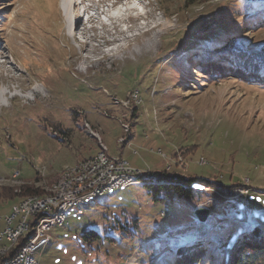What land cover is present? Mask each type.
Masks as SVG:
<instances>
[{"label": "rangeland", "instance_id": "obj_1", "mask_svg": "<svg viewBox=\"0 0 264 264\" xmlns=\"http://www.w3.org/2000/svg\"><path fill=\"white\" fill-rule=\"evenodd\" d=\"M182 1L120 0L101 8L121 11L124 22L100 19L105 29L89 32L82 19L73 38L60 0H0V193L13 194L0 199V218L24 199L22 185L54 192L67 167L99 151L150 173L220 183L193 184L205 192L192 196L138 180L107 191L83 214L70 208L35 243L40 264H229L228 249L253 227L264 238V85L238 76L254 59L226 64L215 50L201 62L219 60L226 73L210 77L180 54L225 37L264 49V5L247 14L242 4L253 0ZM232 182L243 186L224 187ZM239 188L247 205L231 198ZM199 207L209 210L205 223ZM196 247L195 262L187 260Z\"/></svg>", "mask_w": 264, "mask_h": 264}, {"label": "trees", "instance_id": "obj_2", "mask_svg": "<svg viewBox=\"0 0 264 264\" xmlns=\"http://www.w3.org/2000/svg\"><path fill=\"white\" fill-rule=\"evenodd\" d=\"M186 2L187 1L183 0L181 7H183V5ZM242 5H243V9L246 11L245 13L248 14L247 8L253 9L254 11H258L260 7L264 5V0H253L252 4H247L248 6L244 4ZM222 10L223 8H219L220 12H222ZM218 14L220 13L218 12ZM234 15H236V13ZM238 15L239 14H237V16ZM242 15L244 14L242 13ZM260 17H262L263 22H264V16L261 15ZM210 27L212 26L211 25L206 26V28H210ZM229 38L230 37L228 38L225 37V40L221 43V45L217 47H213L211 45L210 46L205 45L204 47H201V46L194 47L193 45L188 50L181 51L180 54L184 55L186 59L185 62L187 64L194 65L195 69L196 67L197 69L198 68L203 69L204 75L206 76L208 75L210 77H216L217 74L226 73V67H223L221 64L219 65L218 63L223 61L226 64H230L231 59H235V58L244 59V56H243L244 53H246V55L248 53V55L252 57V59L254 60L252 61L245 60V62H242V64L244 66H248L250 69V72L244 75H238V76L242 78L252 79L256 81L257 83L264 85V74L263 75L255 74L257 71H264V49L261 47L257 48V46H255V47H252L250 51H248L242 48L241 45L238 43V41L235 40V38L233 39H229ZM188 43H190V40H188L183 46H186ZM215 50H218L219 53H222L221 55L225 58V60H220V62H218L219 60H217V64L209 65L211 63L209 61L215 58L216 55H218V54H215L214 52ZM202 59L209 60V61L201 62ZM132 112L134 113V111ZM139 178L145 181H149V183H145V185H149V186L159 185L164 188H169L170 193H172V191L174 190L179 195H186V196H192L193 194H199V193L205 192L203 190H198V189L191 187L193 184H198L199 186H204V187H209V188L220 185V183L214 182L210 178L207 179V178L196 176V175L182 176V175L166 174V173L144 172ZM232 186L239 187V186H243V184L239 182H232L230 185L228 186L225 185L224 187H227V189H229ZM18 193L20 194V196H23V197L30 196L33 194H42L40 193L39 188H36L32 185H27V184L22 185ZM229 193H231V190H229ZM8 196L9 195H4L0 193V199L7 198ZM10 196H13V194H11ZM190 230L191 229L185 230L183 234L189 232ZM251 233L253 234L252 235L253 237L246 239V237L244 236L242 240L235 241L232 247L228 249L230 253L229 264H255L256 261L263 255L264 238L260 236L262 232L260 231V229L258 228L255 229L253 227ZM33 234H34V231L33 232L31 231L30 234L28 233L27 236L22 237L21 240L18 241L17 246L13 249L18 250L20 247H22L30 238L33 237ZM254 236L257 238L256 240ZM197 247L193 248L194 251L192 249L186 250L187 253H189V255H187V253L185 254V257H187V260L190 261L191 259L193 260L192 262H195L198 256L197 254L199 252L201 253L202 251V248L196 251L198 249ZM9 255L11 256V253H9ZM189 261L188 263H190Z\"/></svg>", "mask_w": 264, "mask_h": 264}, {"label": "bare ground", "instance_id": "obj_3", "mask_svg": "<svg viewBox=\"0 0 264 264\" xmlns=\"http://www.w3.org/2000/svg\"><path fill=\"white\" fill-rule=\"evenodd\" d=\"M84 1L85 0H81L79 2H77L76 0H60V8L64 13L66 30H67L68 34L73 38H75V34H76V31L78 30V27L83 24V22H82L83 17H81L82 14H80V15L76 14V8H77V6H83V7L86 6ZM108 1L110 2V3H108V5L103 4V6L101 5V7L103 9L107 8V7H109V8L113 7L115 10L117 5L119 4L118 1H120V0H108ZM132 1H136V0H132ZM65 3H66V5H64ZM69 4L71 6V10H70L71 12H67V5L69 6ZM102 8H101V10L95 11L94 14H91L89 16V21L91 23H94L96 25H100L101 29L103 30L106 27V20H108L107 18H109L111 23L114 24V28H115V26H119V24L121 22H124V20H123L124 14H122L121 11L119 12V10H117V11H115L116 14L110 15L114 11L113 9H111L110 11H108L109 13L103 14ZM124 9L126 11L127 10H133V9H135V7L133 5L132 6L129 5L127 8H124ZM83 10L86 11V8L84 7ZM138 13L139 12H137V14ZM98 14L104 15L106 17V20L102 22L100 20L101 18H99ZM87 29L90 32V29L88 27H87ZM119 32H122V30L121 29L118 30V33ZM92 36H88V38H91ZM120 40H122V39H120ZM1 104H3V103H1V101H0V105ZM124 129L127 130L128 128L126 126H124ZM86 131L88 133H90L89 132V131H91L90 127H88V128L86 127ZM103 154H106V153L104 151H99L95 156L103 155ZM83 161L78 162L77 165L73 166L72 168L67 167L66 171L63 172L61 176H59L60 177L59 180L52 185L55 188V190H53L54 192H49V193H46L44 195L35 194V195H30V196L24 197V199L19 201L11 209V211L9 213H6L3 216V218H10V215H14V213H16L17 210L22 208V207H25V210H32V208L36 207L37 205L45 204L47 202H59V201L74 202V204H70L67 207V212H61V210H52L51 212H49V219H58L60 217V220H66V216H67V213H68L70 208H75V206H78L77 208H75V213L76 214L80 213L82 210H84V208L88 207L93 200H96L99 196H101L102 194H104L107 191L127 186L128 184H130L136 180L139 181L138 183H142V184L149 183V181H145V180L140 179L139 178L140 176H132L130 178V182L116 183L114 185L104 186L102 188V191H97V192H95L94 195H91L87 198L81 199V194H87L88 186L100 185V178H98V177L106 174V172L112 167V165L114 163V156L113 157L108 156V155L103 156L102 159L98 161V165L93 167L92 172H89V173H87V172L91 169V162H83ZM201 161L202 160H200V163H202ZM54 181L55 180H53L52 182H54ZM199 187H201V186H199ZM54 193H56V196ZM31 231L32 232L34 231V234H33V237L31 238V240H39L40 234H41V227L31 226ZM28 233H29V222H21V229L19 231V234H13L9 239L10 248L0 249V258H9L10 257L9 253H11L10 252L11 249L15 248L18 244V241L21 240L22 237L27 236ZM44 238H45V235L41 236L39 241H42ZM36 242H38V241H35V243ZM32 248H33V246L30 248V251H27L26 264H36V260L31 256ZM16 264H24V262L23 261H16Z\"/></svg>", "mask_w": 264, "mask_h": 264}, {"label": "built area", "instance_id": "obj_4", "mask_svg": "<svg viewBox=\"0 0 264 264\" xmlns=\"http://www.w3.org/2000/svg\"><path fill=\"white\" fill-rule=\"evenodd\" d=\"M103 156H107V154L92 156L83 161L91 162V169L87 173L92 172V168L98 165V161L101 160ZM144 172L148 171L133 167L127 160L114 156L112 167L106 172V174L98 177L100 178V185L88 186L87 194H81V199L94 195L97 191H102L104 186L130 182L132 176H141ZM232 194L233 196L231 198H239L241 205L248 204L247 189H235ZM70 204H74V202H47L45 204L37 205L32 208V210H25V207H22L18 209L14 215H10V218H0L3 223V227L0 230V249L10 248L9 239L13 234H19L21 222H29V234L31 233V226H39L41 227L40 238L43 235H48L51 227L62 226L65 223V220H60V217L58 219H49V212L52 210L67 212V207ZM84 211L85 210H82L76 215L83 214ZM39 240H31L30 238L18 250L11 249V256L9 258H0V264H16V261H23L24 264H26L27 251H30V248L35 246V241ZM36 264L40 263L36 260Z\"/></svg>", "mask_w": 264, "mask_h": 264}, {"label": "water", "instance_id": "obj_5", "mask_svg": "<svg viewBox=\"0 0 264 264\" xmlns=\"http://www.w3.org/2000/svg\"><path fill=\"white\" fill-rule=\"evenodd\" d=\"M195 214L197 219L201 222V223H205L208 215H209V210L203 207H199L195 210Z\"/></svg>", "mask_w": 264, "mask_h": 264}, {"label": "crops", "instance_id": "obj_6", "mask_svg": "<svg viewBox=\"0 0 264 264\" xmlns=\"http://www.w3.org/2000/svg\"><path fill=\"white\" fill-rule=\"evenodd\" d=\"M0 224H1V227L0 228H2V225H3V223L2 222H0ZM1 230V229H0ZM168 246H166V248H167Z\"/></svg>", "mask_w": 264, "mask_h": 264}, {"label": "snow or ice", "instance_id": "obj_7", "mask_svg": "<svg viewBox=\"0 0 264 264\" xmlns=\"http://www.w3.org/2000/svg\"><path fill=\"white\" fill-rule=\"evenodd\" d=\"M259 199V198H258ZM75 259V257H73Z\"/></svg>", "mask_w": 264, "mask_h": 264}]
</instances>
